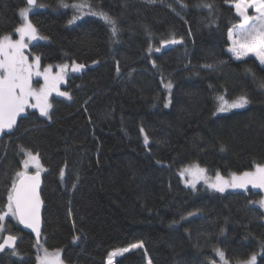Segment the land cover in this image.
Here are the masks:
<instances>
[{
	"label": "trees",
	"instance_id": "16d2710c",
	"mask_svg": "<svg viewBox=\"0 0 264 264\" xmlns=\"http://www.w3.org/2000/svg\"><path fill=\"white\" fill-rule=\"evenodd\" d=\"M234 1L90 0L93 11L115 19L113 36L87 10L69 24L78 15L73 8L37 0L45 7L29 19L44 39L30 42L29 53L42 67L77 61L85 68L58 87L71 99L51 93L50 119L28 108L0 135V209L22 167L21 149L39 153L41 243L61 249L64 264H107L113 249L138 241L143 248L114 264H146L147 257L152 264H212L214 249L230 261L257 253L256 264H264V210L256 203L263 192L192 189L179 175L192 163L225 176L264 163V66L228 51V31L240 21ZM26 6L0 0V36L15 35ZM171 39L182 42L161 47ZM241 95L248 105L217 111L218 97L231 103ZM5 224L18 237V254L0 252V264H37L34 235L15 218Z\"/></svg>",
	"mask_w": 264,
	"mask_h": 264
},
{
	"label": "snow or ice",
	"instance_id": "6c2138e0",
	"mask_svg": "<svg viewBox=\"0 0 264 264\" xmlns=\"http://www.w3.org/2000/svg\"><path fill=\"white\" fill-rule=\"evenodd\" d=\"M156 0H148V3H155ZM26 7L19 10V16L22 23L14 28V33L18 34V39H12L11 34L0 36V134L13 130L17 126V117L25 113L28 108H38L42 116L49 117V109L52 107L48 102V97L52 92H57L61 96L71 99L67 92H59L58 85L65 77L67 65L60 66V72L51 75V65L46 67L43 72L40 71V56H34L33 61L29 62L28 56L25 55V49L28 41L44 39L38 36L36 26L29 19L30 12L37 7V0H26ZM60 6L63 8H73L78 15H74L69 24L75 23L83 15L88 14L101 17L107 24L111 25V32L115 36L118 32L116 21L110 15L103 11H93L90 0H80L79 3L67 4L60 0ZM204 7L211 9V4H205ZM234 8L236 14L241 18L238 25L228 31V39L231 41L228 51L237 59L253 54L264 66V0H235ZM253 9L255 15H248V10ZM181 40L171 39L161 42V47L170 44L181 43ZM152 48L149 47V52ZM156 52L160 48L155 49ZM211 67V66H208ZM84 68L83 64L73 62V71H80ZM43 76L44 83L39 89L32 87V77ZM264 86V81H261ZM169 91L172 88L171 82L164 85ZM34 100L35 103L31 101ZM220 101L218 112H227L231 109L243 108L249 104L246 95L239 96L236 100L229 103L223 96L218 97ZM168 105L165 104V107ZM141 128V132H143ZM149 142L147 135L144 136V143ZM25 158L22 161L23 170L15 174V179L9 190L7 202L3 209H0V252L11 250L14 255L18 254L15 250L17 235L11 234V230L5 224L8 217L31 229L37 237V248L43 252V255H37L38 264H63L60 258V252L49 253L40 243L41 221L40 207L41 199L39 195L40 175L43 171V165L40 161L39 153H33L30 150L21 149ZM36 169L34 174L29 175V167ZM206 169L194 164L180 170L181 177H187L185 184L192 188L203 180L207 186L218 192H225L226 189H243L247 190L251 185L253 188L264 190V164H256L253 170H247L241 173H231L229 178H225L219 171L216 172L215 179L210 180L206 175ZM63 176V170H61ZM261 208H264V198L256 202ZM194 213H189V216ZM8 233L5 235V233ZM76 239V238H74ZM143 242L133 243L129 247L117 249L111 252L107 258V264H114L115 257H121L134 249L143 248ZM215 254L219 257L221 264H229L225 252L220 249H214ZM261 253H264V245L261 246ZM257 253H252L248 260L237 261V264H256ZM149 264L151 262L149 261ZM215 264V262H213Z\"/></svg>",
	"mask_w": 264,
	"mask_h": 264
},
{
	"label": "rangeland",
	"instance_id": "374dc122",
	"mask_svg": "<svg viewBox=\"0 0 264 264\" xmlns=\"http://www.w3.org/2000/svg\"><path fill=\"white\" fill-rule=\"evenodd\" d=\"M233 3H235V1L233 2ZM35 9H37V8H35ZM34 10V9H33ZM32 10V11H33ZM248 15H255V12H254V10L253 9H249L248 10ZM241 22V18H240V21L236 24V25H238L239 23ZM21 23H22V20H21ZM20 23V24H21ZM233 28V27H232ZM12 35V39H18L19 37H18V34H15V35H13V34H11ZM39 36V35H38ZM32 41H34V40H32ZM32 41H28L27 40V38H25V42L28 44V48H29V44H30V42H32ZM230 44H231V41H230ZM230 47V46H229ZM25 49V55H27L28 56V59H29V62H32L33 61V58H34V56H36V55H33V54H31V53H29V49ZM232 54V53H231ZM251 55H253V54H251ZM73 62H75V63H77V64H81V63H79V62H77V61H72V62H65V63H51V64H49V65H51L52 67H51V75H56L58 72H60V66H62V65H67L68 67L65 69V77H64V80L63 81H61L60 82V84L58 85V87L61 85V84H63V83H65L66 82V79H67V76L71 73V72H77V71H73V69H72V64H73ZM49 65H47L46 67H48ZM84 65V64H83ZM46 67H42V65L40 64V71L41 72H43L44 71V69L46 68ZM84 68H85V65H84ZM83 68V69H84ZM82 70V69H81ZM80 70V71H81ZM38 78H41V80H42V83H41V85L44 83V80H43V76H35V75H33V77H32V87L34 88V89H39V87L41 86H35V80H37ZM55 92V91H54ZM50 96H51V94L49 95V97H48V102L51 104V101H50ZM32 103H35V101L34 100H32L31 101ZM49 111H50V109H49ZM1 135V134H0ZM195 163H192V164H187V165H185V166H183L181 169H183V168H185V167H190V166H192V165H194ZM262 164H264V163H262ZM200 167H202V168H205L207 171H206V175H207V177L210 179V180H214L215 179V175H216V172L215 173H212V172H210L206 167H203V166H201V165H199ZM43 169L45 170V168L43 167ZM180 169V170H181ZM23 170V164H22V167H21V169H20V171H22ZM43 170V171H44ZM180 170H179V175H180ZM34 171H36V169L34 168V167H29V169H28V172H34ZM43 171H41V172H43ZM221 173V172H220ZM222 174V173H221ZM231 174V173H230ZM230 174L229 175H223L226 179L227 178H229L230 177ZM239 174V173H238ZM181 177V176H180ZM185 179H187V177H181V181H182V184L185 186V187H188V188H192L190 185H186L185 184ZM200 184H203L204 186H206L207 188H209L208 186H207V184H205L204 183V181L203 180H200L197 184H196V187L198 186V185H200ZM195 187V188H196ZM249 187H252L251 185H249L248 186V188ZM195 188H192V189H195ZM253 188V187H252ZM209 189H211V188H209ZM255 189H258V188H255ZM211 190H213V189H211ZM230 190H243V189H226L225 190V192H227V191H230ZM261 190V189H260ZM262 192H263V196H262V198H264V190H261ZM261 198V199H262ZM263 210H264V208H263ZM138 242H141V241H138ZM138 242H135V243H138ZM133 244V243H132ZM43 248H46V246H45V243L44 242H42L41 244H40ZM131 244H129V245H126V246H123V247H118V248H115V249H113L111 252H113V251H115V250H117V249H122V248H125V247H129ZM47 250H48V252L49 253H55V252H57V251H59L60 252V258H61V260H62V262H63V264H64V260H63V257H62V251H61V249H48V248H46ZM38 248H37V255H38ZM110 252V253H111ZM109 253V254H110ZM39 255H43V252L42 251H39ZM116 258H118V257H115L114 258V263H115V259ZM258 258V257H257ZM226 259H228L227 257H226ZM249 258H247V259H244V260H240V261H246V260H248ZM149 261L151 262V260H150V258L149 257H147V262H146V264H149ZM228 261H229V264H237V261H230L229 259H228ZM213 262H215V264H221V261H220V259H219V257L217 256V259L216 260H213L211 263L213 264ZM37 264H38V260H37ZM151 264H152V262H151Z\"/></svg>",
	"mask_w": 264,
	"mask_h": 264
},
{
	"label": "water",
	"instance_id": "95a60500",
	"mask_svg": "<svg viewBox=\"0 0 264 264\" xmlns=\"http://www.w3.org/2000/svg\"><path fill=\"white\" fill-rule=\"evenodd\" d=\"M35 173V171L34 172H28V174L29 175H31V174H34ZM42 172H41V175H40V187H39V195H40V199H41V207H40V221H41V235H40V240H39V243H41V240H42V232H43V217H42V215H43V207H44V202H43V198H42V195H41V187H42V183H43V178H42ZM22 226V228L24 229V230H26V231H30L33 235H34V237H35V239H36V242H37V237H36V234L31 230V229H28V228H25L23 225H21Z\"/></svg>",
	"mask_w": 264,
	"mask_h": 264
}]
</instances>
